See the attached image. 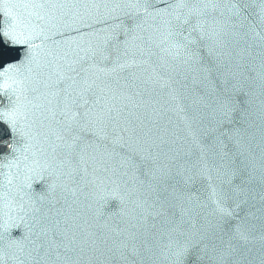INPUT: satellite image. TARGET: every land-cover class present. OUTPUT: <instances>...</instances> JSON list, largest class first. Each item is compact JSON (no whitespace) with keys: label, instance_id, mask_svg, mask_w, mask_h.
<instances>
[{"label":"snow or ice","instance_id":"6c2138e0","mask_svg":"<svg viewBox=\"0 0 264 264\" xmlns=\"http://www.w3.org/2000/svg\"><path fill=\"white\" fill-rule=\"evenodd\" d=\"M21 7L57 8L63 5L33 3ZM129 7L142 10L144 16L151 19L153 24L148 43H144L139 34L142 31L143 19L138 18L131 28H125L126 39L123 41L125 49L132 44L144 57L139 63H151L149 80L158 84L164 95L171 100L180 99V90L188 86L182 81L188 80L189 72L198 73L202 80L208 79L211 68L205 63L201 49H206L207 54L211 56L216 47L222 46V36L226 33L239 36L246 42L251 41L249 48L258 46L264 63V0H260V27H257L254 20L249 19L246 12L248 5L237 0H229L227 4L221 3L220 0H174L162 8L152 7L147 3H136ZM225 10L228 13L227 17ZM8 15L11 19L4 36H11L14 44L27 45L30 55L34 49L51 38L50 29L36 23L45 19L39 13L35 14V20H22L18 14L11 11ZM245 22L246 30L237 31L236 25L243 30ZM84 27L90 25L84 24ZM113 38H117L115 34ZM36 40H39L40 44L34 43ZM136 41L141 43L135 44ZM153 47L158 48L161 53L155 60H152ZM110 55L99 47L92 49L90 53L86 52L79 60L69 64L66 71L60 72L55 79L46 81L45 91L38 93L32 100L28 99L29 89L25 87L27 77L20 73L15 65H7L5 72L16 68L18 73L17 79L6 80L2 86L6 92L11 89L15 95V100H10L11 107L6 109L3 116L4 123L15 137L12 143L7 144L14 157L19 153L26 159L25 153L32 147L36 135L42 134L45 140L54 139L56 142L53 151L57 147L66 150L63 153L64 161L61 163L65 161L72 163L74 157L77 162H84L87 150L92 146L84 132L94 126L92 111L86 97L101 76H108L117 70L123 71L138 63L135 57L121 60V56H128V51L125 50L123 53L118 52L116 57L118 62L115 66H105ZM73 64L78 65L79 70L73 67ZM192 81L197 82L196 75H193ZM180 110L183 112L184 108L181 107ZM36 112L40 114L39 123L46 129L45 133H37L29 125L30 113L34 119ZM231 112L229 104L224 103L211 107L209 113L211 119L207 121L202 114L191 117L185 115L190 147L184 155L195 157L199 165L196 175L211 180L213 172L219 174L221 169L215 163L216 157L235 162V155L225 150L227 144L224 140L228 135L236 145L241 144L240 130L224 127L225 124L231 123ZM0 134H3V130H0ZM100 138H107L103 129H100ZM111 143L113 147L110 155L121 157L123 164L121 176L130 175L134 183L122 180L114 172V178L108 181L111 186L105 184L102 188L95 221L97 225L107 228V222L101 219L103 216L126 214L136 223L126 231L117 229L118 235L110 244L107 242L110 239L108 235L101 233L98 236L90 225L80 232L71 234L68 231H57L54 226L41 227L34 239L25 237L23 240L13 241L20 254L13 255L15 264H82V258H86L87 264H95L99 256L110 258L112 264H117V261L120 264H148L158 252L169 260L170 264H203V261L209 258V234L215 236L216 228L224 232L225 227L219 222L213 224L210 221L198 226V222L183 203L192 202L197 198L196 193L172 188L169 195H165L170 187L168 181L188 170L182 164L175 167L161 166L154 157H151L150 151L141 150L124 142L122 138H114ZM116 146H119L121 151H117ZM213 146H217L219 151H211ZM124 149L127 151H123ZM237 154H242L239 148ZM150 157L152 166L142 171L143 164ZM7 166L11 169L12 163ZM16 167H19L18 163ZM236 176L237 171L232 169L230 184ZM250 179L251 176H245L240 184L233 185L230 193L216 195L214 189L215 198L211 201L213 207L208 208V214L217 216L219 221L226 223V218L232 217L235 209L245 201L246 189L243 185ZM261 179L264 180V166ZM11 182L9 178V184ZM31 186V183L26 185L29 189ZM144 191L152 196L151 200L143 195ZM229 199L233 201L232 206L228 204ZM172 200L177 203H172ZM111 202L117 205L115 211L105 212ZM130 206L131 209L128 211ZM198 206L207 207L203 202H199ZM177 208L179 215L176 212ZM56 224H59V221H56ZM236 230L241 240L248 241L254 238L250 233L240 231L239 225ZM260 239L264 242V234ZM99 245H103V248ZM228 248L234 249V246L229 243ZM211 251L216 252L214 245Z\"/></svg>","mask_w":264,"mask_h":264},{"label":"water","instance_id":"95a60500","mask_svg":"<svg viewBox=\"0 0 264 264\" xmlns=\"http://www.w3.org/2000/svg\"><path fill=\"white\" fill-rule=\"evenodd\" d=\"M173 2L174 0H0V130H3V134H0V264H15L12 257L20 254L13 241L23 240L25 237L34 239L41 227L54 226L57 231H68L71 234L90 225L98 236L101 233L108 235L110 239L107 242L110 244L118 235L117 229L126 231L136 223L126 214L103 216L101 219L107 222V228L97 225L95 221L102 188L114 178V172L122 180L134 183L130 175L121 176V157L110 155L113 147L111 141L114 138H122L124 142L141 150L150 151L151 157L161 166L175 167L182 164L188 171L168 181L170 187L165 195H169L172 188L196 193L198 199L183 203L198 226L204 225L206 221L220 223L217 216L208 214V208L213 207L211 201L215 198L213 174L211 180L196 175L199 165L195 157L184 155L190 147L185 115L191 117L202 114L206 121L202 79L198 73L189 72L188 80L182 81L188 86L180 90V99L171 100L164 95L158 84L149 80L151 63H139L144 57L137 52L136 47L130 44L125 49L123 44L126 39L125 28H131L138 18L143 19L139 34L144 43L149 42L148 36L152 33L153 21L145 17L142 10L129 5L147 3L152 7L162 8ZM33 3L63 7H21ZM10 11L18 14L22 20H35L37 13L44 16V21L36 23L50 29L51 38L30 55L27 45L14 44L11 36H4L10 24ZM84 24L90 27H84ZM114 34L117 38H113ZM34 43L40 44V41L36 40ZM139 43L141 41L135 42ZM97 47L111 54L105 66H115L118 52L123 53L125 50L128 51V56H121V60L135 57L138 63L123 71L117 70L108 76H101L86 97L94 126L84 132L92 144L84 162H77L74 157L72 163H61L66 150L57 147L53 151L56 142L54 139L45 140L42 134L36 135L32 147L25 153L26 159L19 153L14 157L7 144L12 143L15 137L4 123L3 116L6 109L11 107L10 100H15V95L11 89L7 92L4 90V82L17 79L16 68H19L20 73L27 77L25 87L29 89L28 99L32 100L38 93L45 91L46 81L55 79L60 72L66 71L69 64ZM152 52V60L161 55L158 48L153 47ZM9 64L16 68L5 72ZM72 66L79 70L78 65ZM193 75L197 76L196 83L192 81ZM32 89L36 91L33 92ZM181 107L184 108L183 112ZM31 117L30 113L29 125L34 131L45 133L46 129L39 123V112L35 113L34 119ZM100 129L107 134L106 139L100 138ZM116 147L117 151H121L119 146ZM123 151L126 152L127 149ZM151 157L143 164L142 171L152 166ZM10 162L11 169L7 166ZM9 178L12 180L11 184ZM28 183L32 185L30 189L26 187ZM143 195L152 199L147 191ZM171 202L177 203L175 200ZM199 202L207 207L198 206ZM116 207V203L111 202L105 212H114ZM130 209L131 206L128 211ZM176 212L177 215L180 214L178 208ZM208 243L209 258L203 264H227L219 228L215 229V236L209 234ZM213 245L216 252L211 251ZM99 246L103 248V245ZM82 264H87L86 258H82ZM95 264L112 262L110 258L99 256ZM117 264L120 262L117 261ZM148 264H170V261L158 252Z\"/></svg>","mask_w":264,"mask_h":264}]
</instances>
